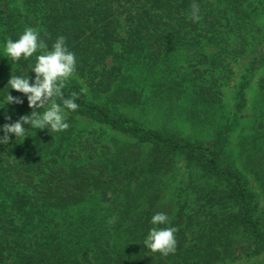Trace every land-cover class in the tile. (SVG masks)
<instances>
[{
	"label": "trees",
	"instance_id": "obj_1",
	"mask_svg": "<svg viewBox=\"0 0 264 264\" xmlns=\"http://www.w3.org/2000/svg\"><path fill=\"white\" fill-rule=\"evenodd\" d=\"M26 27L47 50L65 37L76 71L63 97L76 92L78 108L66 131L24 125V139L0 144V264H264L262 110L240 166L230 148L264 68V0H0V126L32 111L7 83L31 84L42 53L4 52ZM240 61L247 76L228 113L222 88ZM257 91L264 99V74ZM156 213L169 217L156 227L178 229L166 257L143 244Z\"/></svg>",
	"mask_w": 264,
	"mask_h": 264
},
{
	"label": "clouds",
	"instance_id": "obj_2",
	"mask_svg": "<svg viewBox=\"0 0 264 264\" xmlns=\"http://www.w3.org/2000/svg\"><path fill=\"white\" fill-rule=\"evenodd\" d=\"M191 7V16L193 22L201 19L199 14V5L193 3ZM47 35V33H45ZM48 45L40 38V30L32 27H26L23 34L13 41L7 39L4 52L8 59L19 62L21 59L28 60L38 51L42 54L36 57V62L31 71L35 73V79L30 84L28 76H17L12 74L8 80L7 86L12 90L19 92L27 97L28 107L32 109L30 114L22 115L14 123H5L0 126L3 130V137L0 138V144H8L9 136H26L27 129L24 125H30L32 129L44 130L49 132H63L69 128L67 121L68 112L75 111L78 104L75 100L79 98L76 92H72L70 98L63 97V89L68 81L73 77L76 71L75 54L69 51L66 46V39L59 36L52 44L51 50H47ZM57 100L62 103H57ZM5 103L20 104L22 101L7 94ZM48 107L43 113H38V109ZM67 110V111H66ZM10 119V117H6ZM115 217L109 220L113 223ZM152 227L145 240L144 246L153 253H159L162 256L174 254L176 251L175 233L178 231L175 227L158 228L157 225H166L169 223V217L164 213H156L151 218Z\"/></svg>",
	"mask_w": 264,
	"mask_h": 264
},
{
	"label": "rangeland",
	"instance_id": "obj_3",
	"mask_svg": "<svg viewBox=\"0 0 264 264\" xmlns=\"http://www.w3.org/2000/svg\"><path fill=\"white\" fill-rule=\"evenodd\" d=\"M176 65H185V61L180 60V62L176 63ZM231 69L233 70V74H229V79H227L228 82H226V85L222 88V91L224 94L225 107L228 113L234 110V104L236 103L235 94H236L237 86L242 81H244L245 76H247V73L245 72L241 61L240 63L232 64ZM262 74H264V68L260 70L259 72H257L256 75L252 77L251 83L245 92L246 106L244 107L241 113L242 119L241 121H239V125L236 128L235 132L232 133L231 146H230L231 159H235L239 166L241 165V161H240L241 160V157H240L241 147L239 145H241V142L243 141L245 137L251 134V131L253 130V128L257 126V122H259L260 120V118L258 117L260 115L261 110H262L261 114H263L264 112V99L260 100L261 98L259 97L258 95L259 92L257 91V79H259V77ZM119 111L122 113H126L128 110L120 109ZM262 118L264 120V115H262ZM144 119H146L147 122L150 121L153 124L158 125V123L154 120L152 115L145 116ZM172 125L179 127L187 135L192 136L191 135L192 128L189 127V125H187L185 122L174 121L172 122ZM198 136L201 138H205V136L207 135L198 134ZM250 177L254 179L252 175H250ZM254 181H252L253 187H255L257 190H260L257 183ZM260 193L262 194V192ZM260 200L262 202L261 203L262 207L264 208V194L260 196Z\"/></svg>",
	"mask_w": 264,
	"mask_h": 264
}]
</instances>
